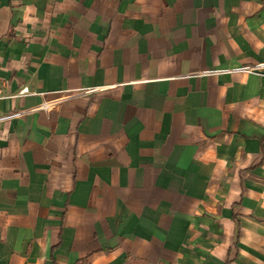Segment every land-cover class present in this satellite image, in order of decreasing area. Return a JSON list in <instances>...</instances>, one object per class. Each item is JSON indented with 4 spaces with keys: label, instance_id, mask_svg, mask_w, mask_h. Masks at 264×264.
<instances>
[{
    "label": "crops",
    "instance_id": "obj_1",
    "mask_svg": "<svg viewBox=\"0 0 264 264\" xmlns=\"http://www.w3.org/2000/svg\"><path fill=\"white\" fill-rule=\"evenodd\" d=\"M261 63L264 0H0V264H264Z\"/></svg>",
    "mask_w": 264,
    "mask_h": 264
},
{
    "label": "built area",
    "instance_id": "obj_2",
    "mask_svg": "<svg viewBox=\"0 0 264 264\" xmlns=\"http://www.w3.org/2000/svg\"><path fill=\"white\" fill-rule=\"evenodd\" d=\"M264 69V63L261 64H257L254 67H245V68H239L236 69L234 71H241V72H254V71H262ZM94 91V89H89V90H83L81 93L83 94H90ZM46 107V106H43ZM22 112H13L10 114H6V115H1L0 116V122H4V121H8L11 120L13 118H17L19 116H21Z\"/></svg>",
    "mask_w": 264,
    "mask_h": 264
},
{
    "label": "rangeland",
    "instance_id": "obj_3",
    "mask_svg": "<svg viewBox=\"0 0 264 264\" xmlns=\"http://www.w3.org/2000/svg\"><path fill=\"white\" fill-rule=\"evenodd\" d=\"M129 264H144V263H142V262H131Z\"/></svg>",
    "mask_w": 264,
    "mask_h": 264
},
{
    "label": "trees",
    "instance_id": "obj_4",
    "mask_svg": "<svg viewBox=\"0 0 264 264\" xmlns=\"http://www.w3.org/2000/svg\"><path fill=\"white\" fill-rule=\"evenodd\" d=\"M83 264H86V263H83Z\"/></svg>",
    "mask_w": 264,
    "mask_h": 264
}]
</instances>
